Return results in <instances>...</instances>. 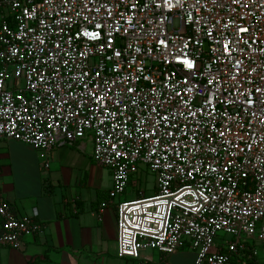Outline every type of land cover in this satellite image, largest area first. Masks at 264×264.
Returning a JSON list of instances; mask_svg holds the SVG:
<instances>
[{
  "label": "built area",
  "instance_id": "obj_1",
  "mask_svg": "<svg viewBox=\"0 0 264 264\" xmlns=\"http://www.w3.org/2000/svg\"><path fill=\"white\" fill-rule=\"evenodd\" d=\"M87 137L110 199L141 164L156 174L116 203L118 256L188 244L194 264H264V0H0V138ZM38 214L0 187V246L22 248Z\"/></svg>",
  "mask_w": 264,
  "mask_h": 264
},
{
  "label": "crops",
  "instance_id": "obj_2",
  "mask_svg": "<svg viewBox=\"0 0 264 264\" xmlns=\"http://www.w3.org/2000/svg\"><path fill=\"white\" fill-rule=\"evenodd\" d=\"M69 147L93 157L89 137L56 146L49 153L0 138L2 193L17 215L31 214L37 208L43 226L25 238L22 248L0 246V264H138V260L118 256L116 203L125 195L110 199L109 168L101 165V171L92 170L89 160L76 156V150ZM46 159L48 168L44 167ZM142 256L148 264H194L195 251L187 244L170 254L152 249ZM230 264L244 262L233 259Z\"/></svg>",
  "mask_w": 264,
  "mask_h": 264
},
{
  "label": "rangeland",
  "instance_id": "obj_3",
  "mask_svg": "<svg viewBox=\"0 0 264 264\" xmlns=\"http://www.w3.org/2000/svg\"><path fill=\"white\" fill-rule=\"evenodd\" d=\"M87 144H88L87 152H89L90 143ZM69 148L72 149L71 147ZM72 150H76L77 152L76 156L78 157L82 156L85 158V160H89L92 170L98 172L101 171L102 169L101 165L97 163L92 156L88 154H84L82 151L76 148H73ZM104 177L105 179L107 178L109 180V175L104 174ZM155 186H156V174L153 171L147 169L145 165L141 164L139 167V171L134 175H132L129 185L126 188V191L123 195H125V199L127 200L153 195L156 192ZM123 195L120 196L121 199H123ZM150 250L152 249L141 250V255H143V253L148 252ZM262 259H263V252L260 251L257 257L256 264H261Z\"/></svg>",
  "mask_w": 264,
  "mask_h": 264
},
{
  "label": "trees",
  "instance_id": "obj_4",
  "mask_svg": "<svg viewBox=\"0 0 264 264\" xmlns=\"http://www.w3.org/2000/svg\"><path fill=\"white\" fill-rule=\"evenodd\" d=\"M155 188H156V192H157V187L155 186ZM249 247L252 248V245H250ZM248 252H250V249H248ZM247 254H249V253H247ZM243 262H244V264H256L257 263L256 259H252L248 255H246V258H245V260H243Z\"/></svg>",
  "mask_w": 264,
  "mask_h": 264
},
{
  "label": "snow or ice",
  "instance_id": "obj_5",
  "mask_svg": "<svg viewBox=\"0 0 264 264\" xmlns=\"http://www.w3.org/2000/svg\"><path fill=\"white\" fill-rule=\"evenodd\" d=\"M243 31H246V29H244Z\"/></svg>",
  "mask_w": 264,
  "mask_h": 264
}]
</instances>
